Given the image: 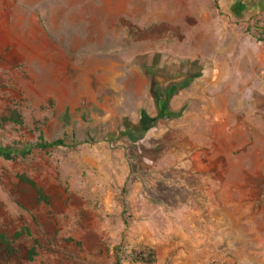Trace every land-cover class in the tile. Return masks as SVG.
Masks as SVG:
<instances>
[{
  "label": "rangeland",
  "instance_id": "rangeland-1",
  "mask_svg": "<svg viewBox=\"0 0 264 264\" xmlns=\"http://www.w3.org/2000/svg\"><path fill=\"white\" fill-rule=\"evenodd\" d=\"M125 1L0 0V149L9 154L0 156V233L17 252L0 264H264V93L256 91L264 76L234 95L205 92L238 118L249 112L248 130L191 122L180 148L155 137L143 152L119 131L127 110L112 108L114 96L124 98L113 78L122 85L136 76L131 65L144 66L166 88L193 81L202 62L186 29L191 59L179 70L159 66L148 50L163 45L148 40L163 28L114 29ZM168 3L175 22L201 6ZM39 137L63 146L39 148ZM206 156L214 162L195 159ZM162 157L165 169L149 170Z\"/></svg>",
  "mask_w": 264,
  "mask_h": 264
},
{
  "label": "crops",
  "instance_id": "crops-1",
  "mask_svg": "<svg viewBox=\"0 0 264 264\" xmlns=\"http://www.w3.org/2000/svg\"><path fill=\"white\" fill-rule=\"evenodd\" d=\"M164 1L126 0L125 11L111 19L114 29L123 35L126 30L131 34V31L135 32L138 29L150 32L151 29L163 28L162 37L148 40L149 44L161 43L163 48H150L148 53L156 55L157 60L161 61L158 62L159 66L167 68L171 65L178 70L191 59V54L188 53L190 49L186 48L184 43V30L193 29L194 38L198 37L196 42L199 43V48L197 49L198 44L195 47L194 60L202 62L201 70L193 81L185 80L182 82L185 85L169 97L167 109L178 115L157 119L135 144L146 152L152 145H157L154 139L157 137V140L178 149L189 139V133L193 130L191 122L196 125V129L205 126V130H211L212 126H217L224 131H232L231 127L240 124L243 130L244 128L248 130L251 125L249 112H242L238 118L234 112L226 110V103L217 105L213 101L216 99L222 101L221 98L210 99L212 97L206 96L205 92L218 89V93L234 95L243 90V87L248 90L256 78L264 76V0H197L200 8H195L192 12L185 11V15L179 17L177 22L172 20L176 13L169 5V0ZM124 22L132 23V28H127ZM174 29L179 31V36L173 37L172 34L167 36ZM131 44L133 43L126 44V47L130 49ZM130 67L136 76L130 73L123 79V84L118 85L117 76L114 75L111 84L117 93L124 96L122 100L116 96L112 99V108L127 110L121 114L127 121L124 128L119 130L123 132L140 130L143 114L149 118L158 115V96L163 95L165 89L164 85L161 86L153 79L147 67L136 65ZM190 84L193 85L190 87L191 91L199 93L196 97L188 92L187 85ZM256 91L264 93L263 88H257ZM126 96L133 98L132 105ZM196 98L199 102L194 100ZM208 100H212L211 103H208ZM155 104L156 111L153 110ZM205 105L211 108L207 109ZM236 107H239L238 103ZM195 159L200 162L206 159L205 163L214 162L212 157L208 156ZM165 160L164 157L159 158L149 170L165 169L167 165ZM191 160L194 161V157ZM127 178L128 173L122 186L127 182ZM133 179L130 187L136 192L141 184L138 177Z\"/></svg>",
  "mask_w": 264,
  "mask_h": 264
},
{
  "label": "trees",
  "instance_id": "trees-1",
  "mask_svg": "<svg viewBox=\"0 0 264 264\" xmlns=\"http://www.w3.org/2000/svg\"><path fill=\"white\" fill-rule=\"evenodd\" d=\"M184 85L185 83H180L178 85L171 84L163 90V95L158 96V101H157L158 115L155 118H149L148 116L143 114L141 117L142 124L140 130L127 132V136L130 141L135 142L136 140H140L145 134L146 130L151 128L157 119L170 118L178 115L168 111L167 102L169 97L177 90L182 88ZM36 146L42 149H46V148L51 149V148L63 146V143L61 140L46 142L41 137H39V142L36 144ZM0 156L7 159L9 158V154L3 152L1 149H0ZM17 178L20 182L28 184L35 190L38 200H41L43 198L41 190L36 188L33 181H31L24 175H19ZM16 253H17L16 249L12 245V243L7 239V237L4 234L0 233V262L9 260L10 258L14 257ZM32 255H33V251H30L28 254L29 260L31 259ZM115 264H120V263L117 261Z\"/></svg>",
  "mask_w": 264,
  "mask_h": 264
}]
</instances>
